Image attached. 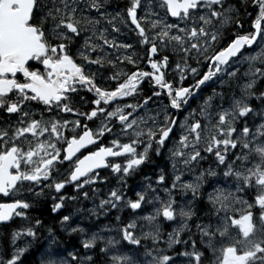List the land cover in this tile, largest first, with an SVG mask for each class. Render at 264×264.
Wrapping results in <instances>:
<instances>
[{
  "label": "snow or ice",
  "instance_id": "6c2138e0",
  "mask_svg": "<svg viewBox=\"0 0 264 264\" xmlns=\"http://www.w3.org/2000/svg\"><path fill=\"white\" fill-rule=\"evenodd\" d=\"M104 7L103 0H0V196L11 200L0 202V223L25 217L30 203L13 197L25 191L31 194L38 186L60 193L66 184L75 183L76 189L83 191L84 185L99 179L96 169L110 167L113 173L130 174L149 159L153 146L160 155L179 127L178 139L170 149L173 171H177L178 164L193 168L207 153L215 157L218 168L223 166V176L234 180V190L215 188L208 194V222H197L195 233L189 224L196 216L191 202L177 210L170 197H155L159 207L153 215L141 218L149 230L130 221L120 230V240L109 237L99 248L101 258H106L104 264H145L142 255L150 257L146 264H176L166 252L174 251L179 244L185 250L176 255L187 258V264H204L206 254L211 257L209 264H264V89L260 88L264 84V0H147V4L144 0H128L126 15L120 11L109 14L102 11ZM141 8L144 16L138 15ZM152 16L157 18L151 19ZM168 17L173 18L171 22ZM245 19L251 20L250 30L241 34L238 30H243ZM102 21H107L112 32L120 31L121 24L128 27L130 22L134 26L132 30L146 50L151 71L138 67L139 58L134 52L113 59L104 51L105 46L128 50L132 45L109 40ZM169 51L178 57L175 69L179 80L185 81L190 73L193 84L177 86L175 80L166 79L170 56L156 57ZM189 61H195L197 66ZM32 62L37 67L33 68ZM125 63L136 70L122 67ZM244 63L247 68L241 76L239 69ZM92 65L110 66L112 71L104 79L114 82V87L99 86L96 72L90 70ZM201 68L207 70L201 74ZM145 79H150L152 96L136 104L118 102L136 95ZM209 81L238 88L239 95L233 91L231 97H226L214 89L213 96L207 97L198 110L178 120L170 109L184 110ZM81 90L94 96L91 104L95 107L91 111L73 107V96ZM165 93L168 104L162 122L150 118L149 125L144 117L134 116L153 97ZM217 96L221 101L228 99V106L214 105L212 101ZM253 98L259 101L258 105L253 104ZM80 99L83 101L84 97ZM36 106L38 111L33 110ZM61 113H71L77 119L70 121ZM79 117L88 121L96 118L100 124L94 131L87 124L81 125ZM113 119L120 126L119 135L128 142L112 139L110 146H99L96 151L77 157L80 149L95 145L105 132H112L108 123ZM81 127L83 130L77 132ZM66 130L73 134L69 136ZM141 145L143 151H138ZM108 157H124V163L106 162ZM62 161H68L71 167L66 176L56 180L53 170L60 175L57 164ZM206 176L215 177L217 172L200 171L192 182L180 187L191 191L195 200ZM180 180L179 175L173 177V189ZM164 181L161 175L157 183ZM164 191L169 193L171 189ZM41 194L42 191L35 192L37 196ZM84 196L87 198L88 193L84 192ZM64 200L63 195L59 196L60 202L54 200L52 212L61 209ZM144 202L152 203L146 201L143 193H137L135 200L125 201L123 193L113 189L106 200H101L100 208L124 204L135 211ZM160 216L174 223L179 217L178 226L167 234L166 240L162 239L159 224L154 223ZM35 224L39 226L41 221L37 219ZM60 224L65 230L84 236L80 240L84 252H69L70 261L49 259L42 264H96L88 253L95 252L97 241L104 238L73 227L71 214L63 215ZM182 233H189L187 240ZM21 236L35 238L36 231L32 227L14 231L13 244ZM121 241L136 247L122 252L117 247H124ZM160 242L166 248L158 247ZM25 251V247H17L10 258H0V264H22L20 258Z\"/></svg>",
  "mask_w": 264,
  "mask_h": 264
},
{
  "label": "flooded vegetation",
  "instance_id": "af4514ba",
  "mask_svg": "<svg viewBox=\"0 0 264 264\" xmlns=\"http://www.w3.org/2000/svg\"><path fill=\"white\" fill-rule=\"evenodd\" d=\"M103 3L105 5L104 9L102 11H106L109 14H114L117 11L122 12V14L126 15V8L128 6V0H103ZM144 3L147 4V0H144ZM251 8V5H249V9ZM156 11H159L156 9ZM144 9L141 8L138 12L139 16H144ZM161 16H163V13H160ZM241 16H244V9L241 8ZM157 17L152 16L151 19H156ZM169 18V22L172 21L171 17ZM144 23V26L147 28L148 25L146 22ZM251 20L245 19L244 28L243 30H238L243 34L244 31L250 30ZM101 26L104 28H107L106 35L109 36L111 33V26L107 24V21H102ZM134 26H132L129 22V26L126 27L127 29V35L123 40V43H127L132 45L131 49L125 50V49H119L115 51H110L107 46H105L104 51L109 53L113 59L117 56L121 55H129L133 52L136 54V56L139 58L138 67L141 70L144 71H151L146 57V50L143 48L138 41V37L136 33L132 30ZM151 34V33H150ZM117 44H121V41L119 43L115 41ZM98 43H102V41H98ZM168 54L170 56V64L171 61L178 60V57L172 55L171 51L164 53L161 52L160 56L156 57L157 59L161 58L162 55ZM93 58L95 56L93 55ZM190 64L192 66H197L195 64V61H190ZM126 69H131L135 71L136 69L132 67V65H127L126 63L122 65ZM173 66V64L171 65ZM171 66L169 65L168 69L166 70V79L168 80H175L177 86H179L180 83H183V86L187 87L190 84L194 83V80L191 76V74H188V78L183 81L179 82L178 78L175 76L174 73L171 72ZM32 67L35 68L37 65L35 62H32ZM42 67V66H41ZM247 68V64L244 63L242 66H240V74L243 76V73L245 69ZM91 71L96 72L97 74V83L101 87H114V82H107L105 81L104 77H107L110 75L112 69L110 66L105 65L104 67H100L98 65H92L90 68ZM206 68H201V74L203 71H206ZM19 78L22 80V75L18 74ZM150 83V79H145L141 83L148 84ZM179 82V83H178ZM220 88L225 94L226 97H231L233 94V91H235L236 95H239V89L238 88H229L227 84H224L221 86L220 82L217 81L216 83H212L211 81L207 82L205 85L202 86L201 90H198V95H196L194 98L190 100V103H194L199 96H201V92L208 91V90H214V89ZM260 88L264 89V84H260ZM158 90V89H157ZM81 97H84V100L81 101ZM94 98L92 93L87 92V90H81L78 95L73 96L74 104L73 107L77 108L79 111H91L94 105L91 104L92 99ZM144 99V98H143ZM141 101H133L129 97L126 98V102H133V104H136ZM123 101V99H122ZM120 102V101H118ZM228 99L224 100V104L227 107L228 106ZM168 104V99L164 98L163 95L160 97H153L152 101L149 103V105H163L165 107ZM253 104L258 105L259 101L253 98ZM116 106V103H113L112 107L114 108ZM34 111H38V106L34 107ZM108 111H111L112 108H108ZM173 113V111H170ZM62 117L68 120H75L77 119L76 116H74L71 113H61ZM181 117V116H180ZM179 118V116H178ZM81 120V125L87 124V126L92 129L96 130L98 125L100 124V120L94 118L91 121L85 120L83 117H79ZM249 123H251V119L249 120ZM108 127L112 128V132H105L103 136H100L98 138V142L95 143V145H91L85 149H81L76 156L82 158L83 155H88L89 151H96L99 146H110V141L115 138V132L117 129V122L113 119L108 123ZM83 130V127L78 128L76 131L80 132ZM67 134L71 136L73 133L70 130H66ZM66 146V145H64ZM163 151V149H162ZM165 154H163L164 156ZM119 158H111L107 160L106 162L116 163ZM62 160V157H61ZM212 157L209 154L206 159V164L211 165L212 163ZM75 161V157L73 158V163ZM167 162H169L167 160ZM71 167V164L68 161H62V163L57 164V168L59 170L60 175H55L56 169L53 170L54 172V179L60 180L64 176L67 175V170ZM147 168H151V170H148L147 173L143 171L141 175L134 176L133 179L127 180V185L124 187H121L120 189L117 188L116 179L113 178L114 174L111 170V168H105L103 170H96L95 173L99 177V179L89 185H84L83 191H80L76 189L75 183L66 184L65 187L61 190L60 193H57L54 188H47L44 187L41 189V187H37L33 193H28L25 191L23 195L19 197H13L15 198H21L25 199L28 203H30L31 207L27 210H25V217H13L11 220L0 223V258H10L12 253L15 251L17 247H25L26 251L21 256V261L23 264H42L41 256L44 255L47 257L48 255L55 256L51 254L49 251H47V248L49 247V244H44L45 246H40L38 243H32L33 238L27 237V236H21L16 239L15 244L12 242V233L15 232H23L28 227H32L34 231H36V234L39 235V233L46 232L50 233L49 230L51 229V233L49 234L54 238V241L52 242V247L54 249L63 250L64 248L70 249L74 248L77 251H84L82 247H80V242L78 240V237L81 239L84 236L79 233H71L70 230H65V228L60 224V219L63 215L71 214L72 221H73V227H82L85 229V232L89 235L93 232H96L100 235V230L104 226H106L107 221L112 223V220H115L116 215L118 214V210L111 209L110 206L104 208L103 211H107L105 214V217L102 213V209L100 208V196H103V200H106L108 198V194L113 189L118 190L119 192L123 193V198L128 200H135L137 199V189H143L146 187V176H149L150 181L152 182L153 179L151 177L158 176V173L160 170H165L166 173L163 175L165 177V181L162 183L163 186H167L172 182V174L168 169L162 166V163L157 160V163H151L144 167V170H147ZM224 170V168H223ZM109 174V178L107 179L105 176ZM102 177V178H101ZM136 177V178H135ZM83 179V178H82ZM226 179V184H232L234 187V180H230L228 178ZM147 190V189H146ZM42 194L37 196L35 195V192H41ZM84 192L88 193L87 198L84 196ZM63 195L65 197V200L63 201V207L59 209L56 213L52 212V206L53 202H60L59 196ZM201 195V194H200ZM200 195L198 199L200 198ZM68 197H75V199H68ZM205 197L201 198V201L204 200ZM168 199V198H167ZM165 199V200H167ZM197 199V200H198ZM175 203L178 202L175 199H172ZM0 202H11V200L7 197L0 196ZM142 209H137V211L142 210L143 213H140L138 215H144L149 213V209L145 207V202L142 204ZM125 214L130 213L132 214V210L127 209L126 211H123ZM152 213V211H150ZM134 214V213H133ZM44 218L46 220H44ZM39 219L41 221V225H36L35 221ZM122 221V220H121ZM192 232L194 230L192 229ZM19 240V241H18ZM47 247V248H46ZM96 248L95 252H89L88 254L93 257V260L96 261V264H104V259L101 258V254H99V245L94 246ZM135 248V246H127L125 245V248ZM30 250V251H29ZM28 251V252H27ZM142 252V251H141ZM31 255H30V254ZM28 255V256H27ZM143 256V255H142ZM30 257V258H29ZM32 258V259H31ZM31 261V262H30ZM33 262V263H32Z\"/></svg>",
  "mask_w": 264,
  "mask_h": 264
},
{
  "label": "rangeland",
  "instance_id": "374dc122",
  "mask_svg": "<svg viewBox=\"0 0 264 264\" xmlns=\"http://www.w3.org/2000/svg\"><path fill=\"white\" fill-rule=\"evenodd\" d=\"M118 26L120 27V31L112 32V30H111V33L109 34L108 39L109 40H113L114 39L118 43H119V41H121V44H122L124 38L127 35V29L122 24L118 25ZM116 50L117 49H115V48L110 49V51H115V52H116ZM172 64H174V63L172 62L170 64V66ZM174 71H175V67H174ZM178 78H179V75H178ZM215 91L217 93L223 92L220 88H217V89L215 88ZM210 96H213V90H209V97ZM204 100L203 101H201V100L198 101V104L202 105ZM212 103L214 105H219L221 103L224 104V101H221V99L217 96V97H214ZM195 105L196 104H194L193 106H189L187 108V111H186L185 115H187L189 112H192L195 109ZM224 106H225V104H224ZM164 108L165 107H163V106L152 107L151 105L148 104L143 109H137V112L134 113V116H136V117H144L146 120L149 121V125H151V119L150 118H156L158 122H162L163 121ZM129 110L131 111V109H129ZM125 112H127V111H125ZM184 116H183V118H184ZM183 118L181 119V121L183 120ZM130 119H131V117H130ZM175 131H176L175 136H173L171 139H169V141L166 143V146L162 148V149H164V151H161V153H165V155H166L164 159H172L171 158L170 149H172L174 147V140L178 139L179 132H180L179 127H177ZM119 133H120V126L118 124L117 131L114 134L115 135L114 139L118 138V139L121 140V142H128L127 138L124 137V136H120ZM137 150L138 151H143V146L142 145L138 146ZM152 152H155V146H153V148L149 150L150 154ZM204 156H205V159H203L200 162H198L191 169L183 167L182 165H179V164L177 165V171L174 172L173 168H172V172H171L172 176L174 177L175 175H179L181 177L180 182L177 184V187L175 188L177 190H173V188L171 186L172 182L170 184H168L167 186H163L162 183L158 184L157 181H155V179H157V177L153 178V182H151V183L146 182V187L145 188H143V189H139L138 188L137 189V193L145 194L146 201H152V203L145 202V205H146L145 207H147L150 211H152V213L149 211L148 214L138 215L140 213H143L142 210L133 211L132 209L126 207L124 204H120L116 208L118 210V214L116 215L115 220H112V223H109L106 226H104L103 228H101L100 236H102L104 238L103 241H101V242H103V244H105V242L107 241V239L109 237H112L114 239L120 240V238H121L120 230L132 220H135L138 225H143L144 226L143 230H145V231L149 230L147 222L142 220L141 218L144 217V216H147V215H153L154 214L155 208L159 207V204L156 203V201H155V197H157V196L160 197L161 200H165L167 198L169 199V197L171 199H175V201L177 200L178 202L175 203V207L177 208V210L179 209V207L188 205L189 202H191V207L193 208V211L196 213V216L193 217V219L189 221V224L191 226H193V230H195V232H196L195 224L197 222L203 221V222L207 223L208 222L209 209L211 207V205L208 203V194L212 193L215 188H222V189H225V191H229V190H234V187H233V185L231 183L230 184H226V179L223 176V172H224L223 166L218 168L216 166L215 162H213L211 165H206V166L203 165V164H205L204 162H206L205 160L207 158V155L205 153H204ZM120 160L121 161L118 160L116 163L123 164L124 163V157L121 158ZM142 166L143 165H140L135 170L131 171L130 174H134L135 172L139 173L140 170L143 168ZM208 169H212V170L216 171L217 172V176H215V177L207 176L208 177V181H205V179H204V182L202 183L201 188L203 187V185H204V187L202 189L200 188V194H201L202 197H205L204 200L207 202V204L206 203L203 204L201 206V208H200L199 205H198V200H197L199 195L195 198V200H193V195H192L191 191L185 192L180 187V184L187 183V182H192L194 180V177L199 175L200 171H206ZM114 176L118 178L116 180L117 181L116 184H117V188L120 189L122 187L121 186V184H122L121 179H125L127 177V175H124L122 172H120V173H115ZM148 177L149 176H146L145 179L149 180ZM173 177H172V180H173ZM164 189H171V191L169 193H166L164 191ZM204 189H205V192H204ZM174 191H178V192H174ZM245 198H248V197H245ZM124 200L127 201L128 199H124ZM142 208H143V206L140 209H142ZM111 209H115V208H111ZM127 209L132 210V212L134 214L133 213L132 214L126 213L124 219H122L121 215H123V211H125ZM103 210L104 209H102V211ZM106 213H107V211L103 212V214H106ZM117 217H119V220L117 219ZM178 221H179V217H177V223H174L172 221L164 220L163 217L160 216V217H157V220L154 223H158L159 224L160 229H161L162 239L166 240L167 234L169 232H171L173 230V228H176L178 226ZM167 225H168V228L166 229ZM139 232H140V228L138 227L137 230H136V233L139 234ZM89 235H91V234H89ZM83 238L81 237V239H83ZM81 239L78 237L79 242H80ZM53 241H54V238L52 236H50L49 234H47V233L46 234L45 233L41 234L40 236H38V234H36V237L33 238L32 243H36V244L38 243L42 247L45 246L44 244H49V247L48 248L46 247L47 251H49L51 254L55 255V256H52V255H48L47 254V257L42 255L41 256L42 261H47L49 259L57 260V261L63 259V260L70 261L71 257L68 255L69 252H73L75 254H82L84 252V251H82V252L81 251H77L74 248H70L68 250H67V248H64L63 250L54 249L52 247V242ZM121 243H124V244L127 245V242L121 241ZM146 243L148 244L149 247H152L150 241H148ZM159 244H161L160 248H166V245L163 242H160ZM127 246H129V245H127ZM101 247H104V245L101 246ZM174 249H175L174 251L172 249H169L166 252V254L171 255L173 257V259L176 260V264H187V258H185V257H177V255H176L177 252L185 250L183 244H181L180 248H178L177 245H175ZM141 251H142L141 252V254H142L143 253V249H141ZM122 252H127V251H122ZM111 254L112 253L109 252L108 255L110 256ZM142 259L145 260V264H146L147 260H149L150 257H143Z\"/></svg>",
  "mask_w": 264,
  "mask_h": 264
},
{
  "label": "trees",
  "instance_id": "16d2710c",
  "mask_svg": "<svg viewBox=\"0 0 264 264\" xmlns=\"http://www.w3.org/2000/svg\"><path fill=\"white\" fill-rule=\"evenodd\" d=\"M152 90H153V88H152V85H151V83H148V84H145L144 85V88L143 89H141V94L142 93H146V94H151V92H152ZM136 176V175H135ZM133 177L134 176H127L126 177V179H133ZM136 178V177H135ZM44 220H46L45 218H44ZM207 262V259L205 258V261H204V264Z\"/></svg>",
  "mask_w": 264,
  "mask_h": 264
},
{
  "label": "bare ground",
  "instance_id": "6f19581e",
  "mask_svg": "<svg viewBox=\"0 0 264 264\" xmlns=\"http://www.w3.org/2000/svg\"><path fill=\"white\" fill-rule=\"evenodd\" d=\"M192 229H193V228H191V232H192ZM194 232H195V230H194ZM194 232H192V233H194ZM29 251H30V250H29ZM27 252H28V251H27ZM29 254H30V253H29ZM30 255H31V254H30ZM27 256H28V255H27ZM29 258H30V257H29ZM141 258H143V256H142ZM31 259H32V258H31ZM30 262H31V261H30ZM32 263H33V262H32ZM34 263H35V262H34ZM34 263H33V264H34ZM30 264H31V263H30Z\"/></svg>",
  "mask_w": 264,
  "mask_h": 264
}]
</instances>
